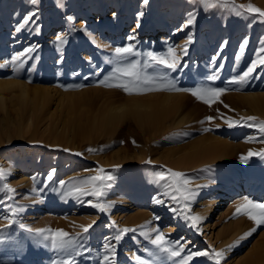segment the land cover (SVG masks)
<instances>
[{
    "label": "rangeland",
    "instance_id": "374dc122",
    "mask_svg": "<svg viewBox=\"0 0 264 264\" xmlns=\"http://www.w3.org/2000/svg\"><path fill=\"white\" fill-rule=\"evenodd\" d=\"M249 3L259 7L255 0H234L233 5L209 10H205L199 0H148L147 4L143 0H62V6L57 0H39L36 5L30 0H0V64H6L0 67L3 77L20 80L29 87L40 85L64 93H84L89 95L84 97L88 101L102 97L125 101L130 97L170 92L180 96L187 112L181 124L150 140L143 159L127 160L121 165L106 164L102 158L121 148L126 141L137 146V136L131 127V130L125 127L127 130L119 134L120 138L116 136L113 140L103 136L78 137L72 143L63 136L43 132L44 121H36L29 128L23 122L17 133L16 129L9 130L6 120L0 119V169L7 174L6 179L0 177V264H54L69 258L75 259L76 264H104V255L113 258L110 251H105V243L115 247V264H140L135 256L148 264H180L190 252L217 249L221 240L215 237L216 232L232 224L238 229L235 236L219 247L225 250L221 264H231L233 259L264 240V225L257 226L245 216L233 218L235 205L245 196L264 202V159L255 155L247 163L240 159L250 150H264V136L257 128L247 126L256 122L245 124L241 120L253 116L264 121L263 112L251 109L242 96L251 91L264 94V65L258 64L243 84L230 83L247 71L264 47V17L239 8ZM141 11L143 16L138 15ZM33 12L35 15L29 23L17 32L16 28ZM190 13L194 14L195 23L185 27ZM68 17L73 19L69 21ZM57 35L66 42L57 41ZM132 35L135 40L128 39ZM189 35L192 42L186 45L185 55L182 49ZM128 44H133L139 53L129 60H139L141 65L148 60L147 53L166 54L169 46L174 47L180 57L175 70L149 61L152 66L145 71L153 76H166L167 81L179 89L208 86L223 88L224 94L209 105L186 91L128 94L120 88L106 86L102 81L116 66L113 50ZM29 48L35 51H25ZM19 53L24 55L13 62L12 57ZM212 75L217 78L209 80ZM84 99L76 100L77 107L88 105ZM49 104L62 126L73 108L68 104L56 107L55 98ZM9 112L15 118L16 112ZM3 114L0 110V117ZM228 119L240 123L229 128L225 122ZM208 136L223 140L225 149L216 150L214 159L184 168L155 160L156 153L150 151L155 146H182ZM249 137L254 139L248 142ZM98 168L114 177L107 182L110 187L99 201L105 204L107 196L112 199L113 204L104 212L92 206L97 203L95 197L65 195L72 181L95 175ZM168 169L181 172L190 180L189 186L196 193L197 202H212L217 192H226L227 201L217 209L214 228H200L201 222L195 228L196 233L185 229V225L172 227L184 208L163 195L165 182H156L157 174L167 173ZM61 180L65 185H60ZM4 184H9L15 192L9 193L3 188ZM123 199L125 202L118 209V201ZM156 199L164 202L157 203ZM198 206L194 203L192 207ZM165 208L167 212H163ZM173 208L179 211H171ZM11 209L18 211L13 214ZM136 212L142 213L143 222H132ZM9 219L14 222L9 224ZM20 224L33 229H63L75 243L68 252L52 249L50 242H43ZM88 224L92 227L85 233L81 226ZM125 228L134 231L123 233L121 240L116 241L118 230ZM153 229L163 232L169 244L180 241L184 247L181 256L169 259L159 253L151 243L157 235ZM248 232L251 234L241 239ZM229 245L234 246L229 249ZM150 252L157 255H149ZM188 264L216 262L209 256H194Z\"/></svg>",
    "mask_w": 264,
    "mask_h": 264
},
{
    "label": "bare ground",
    "instance_id": "6f19581e",
    "mask_svg": "<svg viewBox=\"0 0 264 264\" xmlns=\"http://www.w3.org/2000/svg\"><path fill=\"white\" fill-rule=\"evenodd\" d=\"M255 1L259 4L257 5L259 6L258 8L264 10V0ZM85 96L89 95L84 93L76 94L74 92L64 93L52 89L49 86L36 85L29 87L20 80L9 79L0 75V110L4 112L0 119L6 120L10 125L9 130L16 129L17 133L20 131L19 124L23 122L26 124L25 127L29 128L36 121L41 123L44 121L43 132L48 131L55 137L63 136L66 141H72V143L78 137L92 139L103 136L113 140L116 136L120 138L119 134L124 132L125 127H131L137 136L135 137L137 146H131L126 141L121 148H118L108 157L102 158L106 164H111L112 162L120 164L127 160L143 159L146 151H148L149 142L153 137L160 135L170 127L181 124L187 116V112L183 108L184 103L180 100V96L170 92L160 95H147L146 97H130L125 101L114 98L110 99L107 96V98L102 97L99 100L89 98L91 101H88L85 100L88 98L84 99ZM242 96L249 103L251 109L262 111L264 114V94H257L251 91V93ZM52 98L56 100V107H63L68 104L70 108H73L71 113H69L68 120L62 126L56 121L55 111L51 110L49 103ZM81 99L89 102L88 105L84 104L77 107L79 105L76 100ZM9 110L16 112L15 118L11 117ZM23 116H26L25 120H21ZM129 130L131 129L129 128ZM224 143L223 140L208 136L206 138L195 139L182 146L168 148L155 146L150 151L156 153L154 155L155 160L165 161L174 165L175 168H184L214 159L216 157V150L220 151V148L225 145ZM240 186L244 187V184L240 183ZM133 189H136V187H133ZM225 196H228L226 192L220 191L216 193L212 202H197L198 200L193 199L187 202L190 209L188 214L198 215L202 218L200 220V228L212 229L215 225L213 220L219 211L217 209L221 205H224L223 202L227 201ZM107 197L105 204L112 205V199L109 196ZM124 200L118 201L119 203L116 206L118 209L122 207L125 202ZM194 203L195 205H200V207L193 208ZM181 211L183 212L184 209H181ZM163 212H167L166 208ZM141 215L142 213L140 212L132 215V222H143L140 218ZM182 225L186 226L185 229L192 230L193 233H196V229L190 226L191 222L185 220L182 215L178 214L176 223L172 227L179 228ZM172 230L174 229L172 228ZM237 230L232 224L221 227L215 234V237L221 240L216 250H219L221 245L231 242ZM231 262V264H264V240L254 247L249 248L245 254L236 257Z\"/></svg>",
    "mask_w": 264,
    "mask_h": 264
},
{
    "label": "snow or ice",
    "instance_id": "6c2138e0",
    "mask_svg": "<svg viewBox=\"0 0 264 264\" xmlns=\"http://www.w3.org/2000/svg\"><path fill=\"white\" fill-rule=\"evenodd\" d=\"M33 5H36L39 0H30ZM144 4L148 3V0H143ZM201 4L204 5L205 10L217 8L218 6H228L233 5L234 0H199ZM57 4L62 6V0H57ZM240 9H245L249 13H257L261 17H264V10L252 5L251 3L247 5H239ZM240 14V13H237ZM35 13H30L26 16L23 20V23L20 24L16 31L19 32L25 25L29 23L32 16ZM139 16H143L144 13L141 11ZM73 18L68 17V20L71 21ZM195 23V16L194 14L190 13L187 23L185 27L188 25H192ZM139 27V24H137ZM129 40H135V36H129ZM56 40L60 43L66 42L62 36L57 35ZM192 42V36L189 35L187 41L185 42V46L183 47V52L187 54V47L186 45ZM246 43V42H245ZM264 44V42H262ZM244 45H241V51H243ZM25 51L31 52L35 51V48H29ZM115 56V64L116 66L113 68L112 73L110 76L105 77V80L102 83H105L108 87H115L120 88L124 92L128 94H141L147 91H157V90H175V91H186L190 92L191 95L196 97L198 100L203 101L206 104L211 105L212 103L219 100V98L224 94L225 89L223 88H214V87H197L195 89H179L176 88L175 84L171 81H167V77L164 75L153 76L149 75L145 69L152 66L149 63L151 61L157 65H163L164 67L175 70L178 67L180 57L176 54V49L172 46L168 47L166 54H155L152 52L147 53L148 60H145L143 65L139 60H129V57L137 56L139 53L135 51L133 44H128L122 47H116L114 50ZM264 47H261L258 55V59L252 62V65L240 76L238 79L232 80L230 83L234 84H243L244 81L251 75L257 65H264ZM24 53H19L12 57V61L20 60L21 56ZM112 61H110L111 63ZM6 64H0V67H5ZM217 77L215 75L209 76V80H215ZM112 81V83H109ZM167 81V82H165ZM208 120H211L212 117H208ZM242 121L247 124L248 121H254L256 123L247 124L248 127H255L258 129L261 136H264V121H258L257 117L248 116L242 117ZM229 128H232L240 123V121L228 119L225 121ZM254 138L249 137L248 142H251ZM264 142V141H262ZM89 151H94L93 149H89ZM259 156L264 159V150L260 152H252L251 150L248 152L247 155H242L240 157L241 161L247 163L249 158L252 156ZM150 163V161H149ZM54 171V170H53ZM95 175L88 176L86 178H82L79 180H74L71 182L70 189L65 193L66 196H76L84 197V196H92L95 197L97 203L93 204L92 206L98 208L101 212L107 211L108 208L111 207L110 204H104L99 202L102 197L106 195V189L110 187L108 181H112L114 179L111 175H106L105 170L103 168H98L95 170ZM0 177L7 178L6 171L0 169ZM49 180L52 179V176L49 175ZM35 180V177H33ZM161 181L165 182L163 185L165 187V191L163 195L169 197L172 201L177 204L183 205L184 211L180 212L179 214L184 217L185 220L191 222L192 228H197L200 220L202 219L198 215H189L188 212L190 211L188 207L189 201L193 200L196 196V193L190 188V180L185 178V175L181 172H176L171 169L167 170V173L160 172L156 176V182L160 183ZM60 185H65V181L61 180ZM3 188L7 190L9 193H14L15 189H13L9 184H4ZM33 192L36 191L35 188L32 189ZM157 203H163L162 200H157ZM13 214H15L18 210L11 209ZM173 212H178L179 210L176 208L172 209ZM238 216H245L249 220L253 221L255 225L260 226L264 225V202H257L249 197L245 196L241 201H239L235 205V212L233 214V218ZM14 221L9 219L8 223L12 224ZM95 223V221H93ZM20 227L26 229L29 233H34L37 237L41 238L43 242H50V246L52 249L68 252L69 249L72 248L75 241L69 238V233L64 231L63 229H52V228H30L25 224H20ZM85 233L92 227V224H88L87 226H81ZM129 231H134L133 229H119L118 234L115 235L114 239L116 241L121 240L122 234L127 233ZM153 231L157 232L156 238L151 240V243L156 246V249L159 253H164L167 255L169 259L178 258L181 256V253L184 251L183 245L180 244V241H175L169 244V242L165 239V235L159 229H153ZM254 231V229H253ZM251 232L245 233L244 237L241 239L246 238V236L250 235ZM147 235V233H144ZM167 245V246H166ZM234 245H229V249H231ZM105 251H110L112 255V259H110L109 255L103 256L104 264H115V247L105 243L104 245ZM147 251V249H145ZM79 254V253H77ZM149 255L156 256L157 253L150 252ZM206 257L209 256L213 259L216 264H221V261L225 260V250H216L212 249L211 252L208 251H196L190 252L189 255L183 257L180 264H188V262L193 257ZM135 259L140 262V264H148V262L141 261L140 256H135ZM54 264H76L75 259L69 258L66 260H59L54 262Z\"/></svg>",
    "mask_w": 264,
    "mask_h": 264
}]
</instances>
